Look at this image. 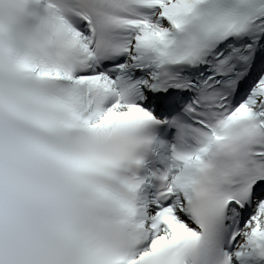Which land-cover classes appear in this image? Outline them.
Here are the masks:
<instances>
[{"label":"snow or ice","instance_id":"snow-or-ice-1","mask_svg":"<svg viewBox=\"0 0 264 264\" xmlns=\"http://www.w3.org/2000/svg\"><path fill=\"white\" fill-rule=\"evenodd\" d=\"M0 264H264V0H0Z\"/></svg>","mask_w":264,"mask_h":264}]
</instances>
